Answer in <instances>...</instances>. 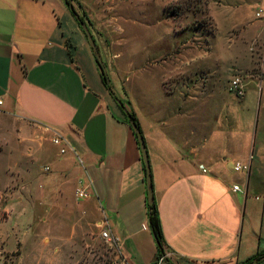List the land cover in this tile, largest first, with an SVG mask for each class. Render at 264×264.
Returning a JSON list of instances; mask_svg holds the SVG:
<instances>
[{
	"label": "crops",
	"instance_id": "0c3cea01",
	"mask_svg": "<svg viewBox=\"0 0 264 264\" xmlns=\"http://www.w3.org/2000/svg\"><path fill=\"white\" fill-rule=\"evenodd\" d=\"M253 1L252 22L236 37L255 35L264 57V22L255 16L264 0ZM240 2L211 5L215 22L219 8L232 13V22L245 24ZM228 4L237 9L220 8ZM177 54L168 61L181 60L184 54ZM211 54L235 71L255 63V75L244 81V97L219 91L227 78L223 72L195 82L196 56L188 52L182 85L203 89L185 97L164 84H141L126 108L135 113L148 152L163 237L159 255L148 221L139 143L103 84L93 50L66 1L0 0V152L9 148L4 155L8 178L0 191L7 195L1 207L8 215L0 228L34 214L27 219L34 226L23 239L16 231L0 235L2 252L11 255L18 244L23 252L28 243L39 248L43 242L47 247L39 253L51 256L48 245L63 240L52 229L59 226L52 215L60 211L74 217L72 230H83L84 223L98 232L109 230L128 264H247L263 253L264 72H258L257 53L255 60L237 48L214 47ZM148 88L161 99L145 96ZM219 94L226 102L221 117L213 112ZM237 163L249 170L236 171ZM79 186L87 192L81 201ZM16 229L21 232L19 225Z\"/></svg>",
	"mask_w": 264,
	"mask_h": 264
},
{
	"label": "rangeland",
	"instance_id": "374dc122",
	"mask_svg": "<svg viewBox=\"0 0 264 264\" xmlns=\"http://www.w3.org/2000/svg\"><path fill=\"white\" fill-rule=\"evenodd\" d=\"M240 1L239 9L243 13V19H247L245 24L232 22L234 19L232 13H221L222 10L219 8L215 10L217 20L215 22L211 5H217L220 0H71L79 18L88 26L95 40L97 51L92 49L93 53L101 57L100 64L113 93L124 102L126 108L130 97L140 93L141 84L152 85L155 82L164 84L168 92H179L185 97L188 93L195 94L198 89H203L201 86L182 85L187 79L188 52L196 56L193 76L195 82L208 81L215 75L225 74L227 78L219 91L226 97L230 95L237 97L228 91L230 81L235 76H241L245 81L255 75V63L250 65V68L244 67L235 71L229 67V70L218 60L219 57L211 54V49L237 48L247 57L253 56L254 60L255 52H262V45L255 40V35L241 40L236 37L244 25H250L252 22L250 19L254 1ZM233 5L228 4L220 8L231 12L237 9ZM177 51L184 54L179 56L181 60L169 62L168 59L178 55ZM145 90V96L149 94L152 98L161 99L160 93L155 89ZM225 103L221 94L216 95L213 100L214 114L220 117L225 115ZM5 152V154L0 152V191L8 178L4 155L9 153V148ZM4 195L0 202V223H4L8 215L1 207L3 201L7 199V195ZM59 213L60 211L54 212L52 219L57 220L60 227L52 229L63 240L61 243L48 245L51 256L47 253L42 256L39 253V249L42 252V249L47 247L43 242L39 248L30 242L23 248V252L18 244L16 252L11 255L3 253L0 246V264H8L11 257L20 254H24L22 259L9 264H128L116 242L106 241L101 235L102 232L95 231L91 224L84 223L83 230L81 227L72 230L74 217L68 219L66 215L60 216ZM33 217L34 214H27L23 218L8 221L0 228V235L5 236L16 231V238L23 239V232L34 226L33 221H27ZM38 222L36 228H43ZM18 225L21 232L16 229ZM45 235L51 241L56 240L50 233ZM11 247L12 245L10 249H14ZM52 254L61 255L53 258ZM37 256L42 257L39 262Z\"/></svg>",
	"mask_w": 264,
	"mask_h": 264
},
{
	"label": "trees",
	"instance_id": "16d2710c",
	"mask_svg": "<svg viewBox=\"0 0 264 264\" xmlns=\"http://www.w3.org/2000/svg\"><path fill=\"white\" fill-rule=\"evenodd\" d=\"M67 6L69 7V10L71 12V14L76 18L77 22L79 25H81L83 23V21L79 18L74 6L72 5L71 0H65ZM96 58V56H95ZM97 60V59H96ZM99 68L101 70V77H102V81L103 84L105 85V87L107 88V90L110 92L112 98L115 100V102L117 103L118 107L122 110V112L124 113V115L128 118L130 123H135L138 127V130L141 132L140 129V125L139 122L136 118V115L134 112H131L129 110L126 109L124 102H122L119 98H117L115 96V94L112 91L111 85L109 83L108 77L102 67V65L97 61ZM135 134V133H134ZM136 136V134H135ZM137 138V137H136ZM148 207V221H149V226L151 229V232L153 233V236L156 240L157 243V248L159 251V255H163L164 250H163V237H162V231H161V225H160V220L157 214V209L155 206V203H148L147 205ZM253 260L257 261V263H260L261 261L264 260V252L257 254L256 256H254L253 258H251L250 260L247 261V264L252 262Z\"/></svg>",
	"mask_w": 264,
	"mask_h": 264
},
{
	"label": "built area",
	"instance_id": "2783aa9c",
	"mask_svg": "<svg viewBox=\"0 0 264 264\" xmlns=\"http://www.w3.org/2000/svg\"><path fill=\"white\" fill-rule=\"evenodd\" d=\"M255 16L257 19L264 21V7H260L258 8V10L255 13ZM257 53L258 56V72L259 74H263V70H264V57H263V53L262 52H255ZM228 91L234 95H236L238 98H242L245 95V82L243 80V78L241 76H235L229 83V87H228ZM2 104V102L0 101V105ZM53 142L57 145H60L61 140L59 138H54ZM65 149H61V153H64ZM47 169V168H46ZM236 171H247L249 170V165H242L240 163L236 164L235 167ZM81 185V183H80ZM235 191H239V187L235 186L233 188ZM76 196L80 199H83L85 197H87V192L85 191V189L81 186H79L76 189ZM2 195L0 194V202L2 200ZM143 229H148V227L146 225H143ZM102 237L106 239V241L108 242H116V239H114L109 230L105 229L102 231ZM161 260H163V257L161 258Z\"/></svg>",
	"mask_w": 264,
	"mask_h": 264
},
{
	"label": "water",
	"instance_id": "95a60500",
	"mask_svg": "<svg viewBox=\"0 0 264 264\" xmlns=\"http://www.w3.org/2000/svg\"><path fill=\"white\" fill-rule=\"evenodd\" d=\"M87 37V40L89 42V45L91 48L96 52V43L95 40L88 28V26L84 23L80 25ZM96 59L99 63H101V57L99 55H96ZM131 128L133 132L136 134L137 141L139 143V148L141 151V159L145 168V173H146V185H147V202L150 204L154 202V196H153V187H152V178H151V169H150V163H149V157H148V152L147 148L145 145V141L143 138L142 133L138 130V127L135 123H131ZM248 264H257V261L253 260L252 262Z\"/></svg>",
	"mask_w": 264,
	"mask_h": 264
}]
</instances>
